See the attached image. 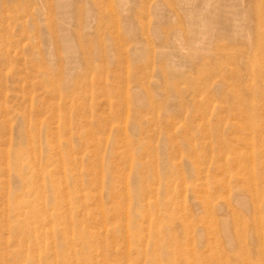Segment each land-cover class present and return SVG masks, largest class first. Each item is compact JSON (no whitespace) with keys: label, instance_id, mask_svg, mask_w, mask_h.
<instances>
[{"label":"rangeland","instance_id":"obj_1","mask_svg":"<svg viewBox=\"0 0 264 264\" xmlns=\"http://www.w3.org/2000/svg\"><path fill=\"white\" fill-rule=\"evenodd\" d=\"M260 1L0 0V264H264Z\"/></svg>","mask_w":264,"mask_h":264},{"label":"bare ground","instance_id":"obj_2","mask_svg":"<svg viewBox=\"0 0 264 264\" xmlns=\"http://www.w3.org/2000/svg\"><path fill=\"white\" fill-rule=\"evenodd\" d=\"M261 1H262V0H261ZM261 1H260V2H261ZM260 4H261V3H260ZM260 4H259V5H260ZM260 7H261V6H260ZM261 9H262V8H261ZM260 11H261V10H260ZM260 16H261V12H260ZM198 49H199V48H198ZM37 216H38V217H41L42 214L37 213ZM238 236H239V235H238ZM96 257H97V256H96Z\"/></svg>","mask_w":264,"mask_h":264}]
</instances>
